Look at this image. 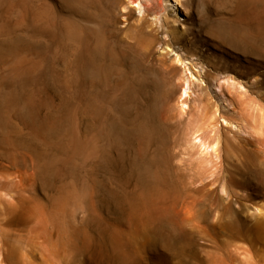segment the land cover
I'll return each mask as SVG.
<instances>
[{"label":"rangeland","instance_id":"374dc122","mask_svg":"<svg viewBox=\"0 0 264 264\" xmlns=\"http://www.w3.org/2000/svg\"><path fill=\"white\" fill-rule=\"evenodd\" d=\"M129 1L0 0L3 264H205L264 211V0Z\"/></svg>","mask_w":264,"mask_h":264},{"label":"bare ground","instance_id":"6f19581e","mask_svg":"<svg viewBox=\"0 0 264 264\" xmlns=\"http://www.w3.org/2000/svg\"><path fill=\"white\" fill-rule=\"evenodd\" d=\"M113 1L115 2V11H116V14L118 17V22L121 19V20H123V22H127V24H128V27L126 29H121V31H125L127 29H132V28L137 29L138 27L135 26L133 22H131V11L133 9L134 12L137 11L138 14H141L142 10H141L140 4L138 2H135L134 7L132 8L131 4H133V2H130L129 0H113ZM181 2H182V0H162V6H163V9H162L163 13L162 14H170V15L175 17L174 18L175 20H177L178 14L180 11L179 8L182 7ZM178 60L179 59H177V61ZM186 94H187V87L183 86L180 99H182V97H184ZM216 111H217V109H214L212 112L215 113ZM247 116L250 118L253 117L250 125L257 134L260 133L264 129V112H262L259 108L256 107V113L253 114L252 112L249 111L247 113ZM215 145H217V143L213 144L212 148ZM200 146L202 147V145H200ZM143 203H144V201H143ZM55 204L57 206V207H55V209H56V208H58L59 205H58V203H55ZM148 206L146 205V206H144L145 208H143V205H142V208L145 210L146 207L149 208ZM139 207L141 208V206H139ZM140 208L138 210L141 211ZM22 211L23 210H21V213L26 214V211L25 212L24 211L22 212ZM148 212H150V211H148ZM175 212H176V210H175ZM145 213L148 215L147 212H145ZM139 214H138V216H139ZM189 214H191V212L188 209L180 208L177 211V214H175V215L178 218L177 220H179L178 222L185 223V222H188L190 220ZM135 215L136 214L134 213V216ZM240 221L242 222V223H240V225L241 226L243 225V227L239 230L238 233H232L231 231L228 230L227 224L219 221L217 226H219L218 228L221 229L219 231H220L221 235L223 237H225L226 242L225 241L224 242L228 248L225 252H223V254H221V256H212V255L209 256L207 258L205 264H264V211H262L261 209H259L257 207L256 213L253 217L252 216H246V217L240 219ZM139 222H141V221H139ZM144 225H145V223H144ZM144 225H140V227L144 228L145 227ZM237 225H239V224H237ZM229 227H231V226H229ZM136 228H137V226H136ZM131 232H133V231H131ZM131 234L129 233L128 235H131ZM195 235H197V234H195ZM128 237L130 238V240H132L131 238H134V236L133 237L128 236ZM191 238H192V235H190V239ZM117 240H119V239L117 238ZM9 252L10 251H8V248H3V247L0 248V257L2 256V258L0 260L1 264H3V262L7 263L8 260L10 261V259H8L9 258Z\"/></svg>","mask_w":264,"mask_h":264}]
</instances>
